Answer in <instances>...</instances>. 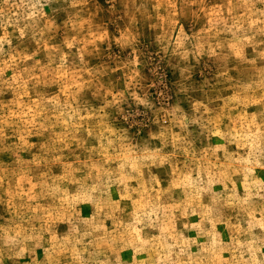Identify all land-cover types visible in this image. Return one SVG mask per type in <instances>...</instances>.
Segmentation results:
<instances>
[{
	"label": "rangeland",
	"instance_id": "1",
	"mask_svg": "<svg viewBox=\"0 0 264 264\" xmlns=\"http://www.w3.org/2000/svg\"><path fill=\"white\" fill-rule=\"evenodd\" d=\"M0 264H264V0H0Z\"/></svg>",
	"mask_w": 264,
	"mask_h": 264
}]
</instances>
